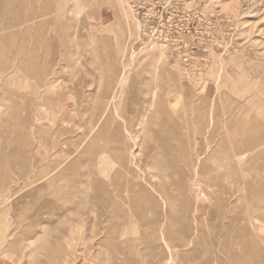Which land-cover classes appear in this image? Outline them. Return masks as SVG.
I'll return each mask as SVG.
<instances>
[{
    "label": "rangeland",
    "instance_id": "obj_1",
    "mask_svg": "<svg viewBox=\"0 0 264 264\" xmlns=\"http://www.w3.org/2000/svg\"><path fill=\"white\" fill-rule=\"evenodd\" d=\"M117 1L0 0V264H213L200 254L218 234L221 205L207 224L171 220L158 193L150 218L140 208L141 186L161 181L154 164L177 153L167 142L188 137L195 159L207 143L209 167L227 164L223 204L237 201L231 191L250 178L252 160L264 247V0H120L122 9ZM161 47L167 57L155 61ZM243 114L256 132L244 135L252 148L237 165L241 136L231 130ZM61 160L53 183L45 176ZM117 171L134 185L122 190ZM110 198L121 215L103 208ZM210 200L203 193L199 205ZM221 256L219 264H238L230 247Z\"/></svg>",
    "mask_w": 264,
    "mask_h": 264
},
{
    "label": "bare ground",
    "instance_id": "obj_2",
    "mask_svg": "<svg viewBox=\"0 0 264 264\" xmlns=\"http://www.w3.org/2000/svg\"><path fill=\"white\" fill-rule=\"evenodd\" d=\"M117 2H119L118 5L122 9L123 8L122 2L120 0H118ZM76 6H77V13L82 18V14H83L82 12L84 10L82 7L80 8V5L78 2H76ZM115 13H117V12H115ZM43 14H45V13H42V15ZM29 17H30L29 19H33L35 17V14L32 12L29 14ZM128 18H130V17H128ZM106 27H104V28H106ZM107 28L109 29V27H107ZM2 47H3V45H2ZM167 53L168 52L166 51V49L161 47L159 54L154 55V60L159 61L161 59L166 58ZM13 74H15V72ZM12 78L14 79V76L12 77V74H10V72H9L6 75V77L4 78V80H2L3 81L2 84L4 85V88H5L4 89L5 93H6L7 88L9 89V87L12 84L11 83L12 81L8 83V81L12 80ZM121 78L123 79V73L121 74ZM151 93L153 96L152 99H154V100H156L160 96V95L158 96V94L155 93L153 90ZM10 98H12V97L10 96ZM149 100H151V99L149 98ZM9 102H10V104H8V106H7L8 112H6L5 116H8V115L12 116L14 111H15V106L13 104L12 99L9 100ZM149 107H150V105H149ZM157 111H158V109H157ZM154 114H155V109L150 111L149 115L153 116ZM244 115L245 114H243L242 117H239V119L237 120L238 122L236 123L235 127H233V129L231 130L232 134L234 136H236L237 133H240V136H241L239 139V142H240L239 150L236 153L231 154V160H230V162L232 161V162L236 163L237 165L245 162L248 151L252 148V146H251L252 144H250V143L253 140L251 142H249V144L248 143H242L244 135L246 133L250 132L253 136L256 132V128H253V127L250 129L248 128L249 121L246 120V117ZM155 116H156V114H155ZM15 123L16 122H14V125H15ZM14 125H11V127L13 126L12 128H14L15 127ZM8 129H9V127H8ZM168 133L170 136L168 138L173 139V140L176 139L177 135H176V133L172 127H170L168 129ZM224 135H225V133H224ZM201 137H203V136L198 137V139H201ZM193 140H194L193 138L188 137L186 140L185 139H180V140L176 139L175 143L170 142V141L167 142L168 147H170L171 149H176L177 153L175 154L171 151H164L163 155H161V160L154 164V167L159 169V170L163 167L162 171L155 172L156 176H159L161 181L159 183L152 184V186H150L151 187L150 189H147L143 185L141 186V191L138 194V196L141 199V203L140 202L139 203L141 204L140 208L142 209L143 216L147 219L151 217V214L153 212L151 199L156 198L155 193H158L157 196L159 195L160 199L163 200L162 205L164 208V212L167 214V216L171 220L173 218L176 220H181L182 218L183 219L185 218V220L187 219L188 224H189L191 217L193 215H195L197 217V220L199 223H201V224L206 223L209 220V218L214 215V212H213L214 208L221 205L222 206L221 207V209H222L221 210V222H220L221 224L218 227V230H219L218 234H216L213 237H210L211 238L210 240L208 238L206 239L208 242L205 245V247L202 246L203 250L201 251L200 255H202L204 253H205V255L211 254L212 255V263L213 264L218 263V261H220V259H222L221 253L225 251L226 247H230V250L233 251L234 256H235L238 264H255L258 261L259 257H261L264 260V247H261L262 246L261 245V237L258 234L257 223H256V220L262 219L261 215L258 214L257 209L255 208L256 203H257V192H259V188H258V184L256 185V182L254 180L252 169H250V165H251L252 160L249 161V163H246L248 167H246V169H244L246 171L247 170L250 171V173H251L250 178H248L247 180H244L241 183V187L239 184H234L233 190L231 191V196L234 199H236L237 201L235 202V200L234 201L231 200V201L223 204L222 201H224V198L223 197L221 198V196H220L221 193L219 192V190H220L219 188L222 187V184H221V187H219V178H220L221 170H223V168L226 167L227 164L218 162L216 164V166L212 165L211 167H209V165H211L210 160L212 159L213 155L207 154L202 159V156L204 155V151L208 150V148H209L207 143H205V145H202V143H201V146L198 149L199 156L197 159H195V157H194V145L192 144ZM220 140H222V138ZM200 142H202V141L200 140ZM81 144H82V142H78L77 148L80 147ZM203 144H204V141H203ZM93 145H94V142H93V140H91L87 146L89 148H93L94 147ZM145 145H147V144L145 143ZM145 149L147 150V148H145ZM117 152H119V151H117ZM251 152H253V151H251ZM148 154L150 155V153H148ZM119 155L120 154L117 155L118 156L117 157L118 162L123 160V156H119ZM182 156L185 158L183 160V163H182L181 159H178L179 157H182ZM12 157L13 156L11 155L10 159H12ZM176 161H180L181 163L177 164ZM62 164H63V160L59 161L58 164L55 166V168H53V169L51 168V170H49L47 172L45 177L52 178L54 180L53 183H56V180L57 181L60 180L61 176L59 175L58 171H60ZM186 168H189V170H190L189 173L187 172ZM206 170L208 171L207 173H206ZM175 174H179L182 178L181 183L179 185H177V187H176L177 182L174 180ZM196 174H198V176L200 175L198 183L194 182L195 177H197ZM202 174H203V176H202ZM117 178L120 181H118ZM117 178L115 179V181L117 180L118 183L120 182L119 184H121L122 190H123L124 186L127 187V189H128L134 185L132 180L128 179L127 176L124 175V173L122 171H117ZM113 179H114V177H113ZM198 185L200 187V191H198ZM256 186H257V188H256ZM97 187L98 186L95 185V188H97ZM110 192L111 191H109L108 189L106 190V194H109ZM203 193H207L209 198H211L209 208L204 207L202 205H199V203L202 200V194ZM138 196L136 194L137 198H138ZM99 198H97V199H99ZM108 199H109V197H108ZM110 199L111 200L108 203V205L106 207H103V208H109L113 212H118V214L121 215L122 214L121 212L123 211L122 206L115 199H113V198H110ZM205 200H207V199H205ZM243 202H245V206H246L244 208L245 211L241 210L242 207L244 206ZM193 204L197 205L196 208L193 207ZM137 208H139V207H137ZM207 208H208L209 212H207ZM174 213L176 214V216L173 215ZM121 217L123 218V215ZM226 220L228 222H225ZM168 224H170V223H168ZM224 225H226L227 230L225 231V233H222V229H223ZM231 229L235 232V236L229 237V231H231ZM162 230H163V228H162ZM210 232H212V231L210 230ZM206 237H207V235H206ZM163 246L168 247V244L165 242V245H163ZM194 250H196V249L194 248ZM166 252H167L166 253V261L168 262L172 258L170 248H166ZM199 252L200 251L198 250V253Z\"/></svg>",
    "mask_w": 264,
    "mask_h": 264
}]
</instances>
